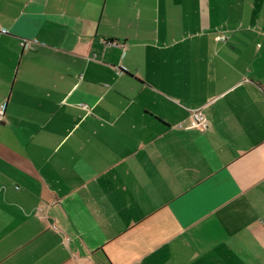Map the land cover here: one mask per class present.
<instances>
[{
	"label": "crops",
	"instance_id": "0c3cea01",
	"mask_svg": "<svg viewBox=\"0 0 264 264\" xmlns=\"http://www.w3.org/2000/svg\"><path fill=\"white\" fill-rule=\"evenodd\" d=\"M1 105L0 264H264V0H0Z\"/></svg>",
	"mask_w": 264,
	"mask_h": 264
},
{
	"label": "built area",
	"instance_id": "2783aa9c",
	"mask_svg": "<svg viewBox=\"0 0 264 264\" xmlns=\"http://www.w3.org/2000/svg\"><path fill=\"white\" fill-rule=\"evenodd\" d=\"M1 33L8 34L9 32H8V30H1ZM4 113H5V105H1L0 106V121H2V119L4 117ZM193 117L198 124L202 125L204 123V118L202 116L201 111H195L193 114Z\"/></svg>",
	"mask_w": 264,
	"mask_h": 264
}]
</instances>
